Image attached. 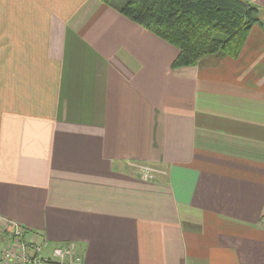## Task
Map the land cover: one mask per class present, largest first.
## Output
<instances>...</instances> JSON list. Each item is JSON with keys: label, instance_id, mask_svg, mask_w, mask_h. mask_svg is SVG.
<instances>
[{"label": "crops", "instance_id": "obj_1", "mask_svg": "<svg viewBox=\"0 0 264 264\" xmlns=\"http://www.w3.org/2000/svg\"><path fill=\"white\" fill-rule=\"evenodd\" d=\"M243 1L237 59L173 70L100 0H0V217L81 264H264V0Z\"/></svg>", "mask_w": 264, "mask_h": 264}, {"label": "trees", "instance_id": "obj_2", "mask_svg": "<svg viewBox=\"0 0 264 264\" xmlns=\"http://www.w3.org/2000/svg\"><path fill=\"white\" fill-rule=\"evenodd\" d=\"M175 47L173 70L237 59L259 9L243 0H100Z\"/></svg>", "mask_w": 264, "mask_h": 264}, {"label": "built area", "instance_id": "obj_3", "mask_svg": "<svg viewBox=\"0 0 264 264\" xmlns=\"http://www.w3.org/2000/svg\"><path fill=\"white\" fill-rule=\"evenodd\" d=\"M141 177L153 180L157 171L141 167ZM154 177V178H153ZM264 224V217L260 219ZM75 243L49 248L48 241L0 217V264H81Z\"/></svg>", "mask_w": 264, "mask_h": 264}, {"label": "rangeland", "instance_id": "obj_4", "mask_svg": "<svg viewBox=\"0 0 264 264\" xmlns=\"http://www.w3.org/2000/svg\"><path fill=\"white\" fill-rule=\"evenodd\" d=\"M263 13H264V11H263ZM263 30H264V29H263ZM139 171H140V170H139ZM161 173H162V172H160V173H159V172H157V174H161ZM157 174H156V175H157ZM156 175L154 176L155 178H156ZM161 175H162V174H161ZM154 177H153V178H154Z\"/></svg>", "mask_w": 264, "mask_h": 264}]
</instances>
